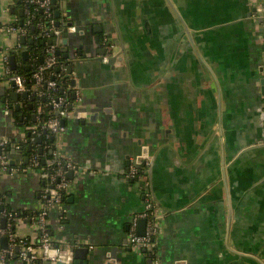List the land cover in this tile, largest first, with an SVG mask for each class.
Segmentation results:
<instances>
[{"label":"crops","instance_id":"crops-1","mask_svg":"<svg viewBox=\"0 0 264 264\" xmlns=\"http://www.w3.org/2000/svg\"><path fill=\"white\" fill-rule=\"evenodd\" d=\"M57 4L62 35L48 44L54 40L70 55V88L79 100L63 118L56 148L83 172L70 184L65 215L58 207L49 215L54 242L72 257L56 264H147L128 243L144 198L139 184L126 179L146 154L160 213L161 264H264V96L257 80L264 22L248 16L252 0ZM23 15L18 0H0V137L14 143L27 140L40 122L37 112L29 126L16 121L15 112L23 119L24 104L22 94L19 102L13 98L17 92L4 61L9 55L12 70L10 56L16 66L13 53L22 58L28 51L17 52L16 36L6 31ZM69 23L75 31L68 28L65 46ZM104 37L127 51L120 55L121 47L114 46V65L103 61ZM24 160L23 153L15 154L12 166ZM41 181L40 171L28 170L3 177L0 190L27 217L41 206ZM16 231L35 235L26 221ZM76 248L85 260L71 252ZM111 251L116 260L109 259Z\"/></svg>","mask_w":264,"mask_h":264},{"label":"built area","instance_id":"built-area-1","mask_svg":"<svg viewBox=\"0 0 264 264\" xmlns=\"http://www.w3.org/2000/svg\"><path fill=\"white\" fill-rule=\"evenodd\" d=\"M52 1L53 0H22L25 14L30 17L29 20L24 24H11L6 27V31L9 34L16 36L18 45L16 51L20 52L23 50V45L20 43L22 39H25L28 34V27L31 25L33 20L34 10L41 9L45 14V19L49 21V25L45 26L42 21L36 23V35L33 39H44L45 41L50 40L54 37H60L62 30L58 29L55 25V20L52 17ZM255 2L253 6L256 8V12L253 15V19L258 22H264V0H252ZM75 31V28H70ZM103 45L106 50V54L103 56L104 63H108L110 58L113 56V44L108 37H104ZM58 44H50L44 52V61L40 65L37 72L34 74V79L38 87H42L46 84L47 89L51 92H56L58 87V80H48L46 74L49 70L53 69L58 65ZM4 61L7 66V77L10 85L15 84L14 89L17 93L23 94L26 89L25 79L20 75L13 74V71L9 65V55L5 56ZM62 70H66L65 67L61 66ZM59 76L58 79H60ZM40 96L50 97L49 92L39 91ZM76 101L79 100V93L75 92ZM53 109L59 111V117L48 118L42 129L48 131L52 138L61 135L64 131V127L61 125V119L66 118L70 115V109H67L66 99L64 97L54 98L51 97ZM41 109L38 110V113ZM38 129H33V135L36 134ZM40 135V134H39ZM38 136V134H37ZM33 138L32 140H36ZM27 141V140H23ZM57 147V145H56ZM0 177L1 179L7 175L15 176L22 174L28 170L40 171V177L42 180L50 179L51 183L58 181L54 187H48L42 189L41 192V206L38 210L31 212L27 217H20L18 211L11 210L9 213H5L3 218H0V264H8L13 259L19 260L23 264H56L65 263L72 260V257L66 253L63 245H58L54 242L50 224L49 215L53 208L58 207L62 214L65 215V202L63 200V193L68 194L70 184L73 181H77L81 176L83 169L77 166L72 160H67L65 165L62 163L63 158H60L56 152V156L59 159L58 169L53 175H49L43 169H38L39 158L34 155L30 159L32 168H21L14 167L10 163L15 154L23 153L21 145L14 143L11 139L0 137ZM65 160V159H64ZM53 164L52 161H49ZM151 165V158L148 154L144 155L141 159L134 162L130 167L129 172L126 174V179L129 182H137L142 192L144 200V210L135 215L131 220L130 231L128 235V243L132 250L141 252L144 258L150 255V259L154 264H161V260L157 254V241L161 234V228L159 224L160 213L158 205L155 201L154 194L151 189L150 178L148 171ZM69 172H73L74 179L69 180L67 175ZM94 173V172H93ZM7 203L6 197H4ZM19 216V217H18ZM6 220L5 228L2 227L3 220ZM141 219L146 220L145 234H138L139 222ZM30 222L34 227L35 235L33 237L20 236L16 227L19 223ZM7 238V247H2L1 239ZM88 244V242H85ZM93 249V247H91Z\"/></svg>","mask_w":264,"mask_h":264},{"label":"trees","instance_id":"trees-1","mask_svg":"<svg viewBox=\"0 0 264 264\" xmlns=\"http://www.w3.org/2000/svg\"><path fill=\"white\" fill-rule=\"evenodd\" d=\"M21 6L22 0H18ZM58 4H54L52 1V17L55 20V25L58 29L63 30V24L60 23L59 17L57 16V12L59 10ZM23 9L24 6H23ZM33 12V20L31 25L28 27L27 31L28 34L26 36V45L23 47V49L27 48L29 51V58L28 60H22L20 58L19 54L13 53L16 58H18L16 68L12 69L13 74L20 75L25 79L26 84V91H28V99H25L22 95L21 101L24 104V108L22 109L23 119H21V116L18 112H15L14 115L16 116V121L18 123L24 124V125H30L31 121V114L32 112H37L41 109V112L39 113V129L36 134L33 135V133L30 131V136L28 137L27 141H21L19 144L21 145L23 155L25 157V160L21 164V168H32V165L30 163V159L37 155L39 158V166L38 169H43L46 173L49 175L55 174V172L58 169V161L59 159L56 156L57 148H56V141H52V137L50 136V133L48 131H45L42 129V126L44 122L50 118V117H59L57 114L58 111H55L50 104L51 97L59 98L64 97L66 99L67 109H70L72 105L76 102V96L75 92L70 88L71 87V75L68 71V61L67 59H64L61 54L58 56V65L54 67L53 69L49 70L46 74V78L49 80L57 79L58 80V87L56 89V92H51L47 89L46 84H44L42 87H38L37 83L34 79V74L37 72L41 63L40 59L44 58V52L45 49L50 45L48 44V40L45 41L44 39H33V36L36 35L38 31H36V23L39 21H42L45 26L49 25V21L45 19V14L41 9L34 10ZM30 17H28L25 14L23 15V23L25 24ZM20 24V23H19ZM33 39L34 43L31 44L29 41ZM27 46V47H26ZM59 51V47H58ZM62 67H65L66 70H62ZM59 76H61L60 79ZM39 91L43 92H49L50 97L48 96H40ZM32 105V109L30 111L29 106ZM63 119H61L62 121ZM37 134H40L42 137V140L40 143H38L37 139L32 140L33 138L37 137ZM29 147H31V150H29ZM27 159V161H26ZM49 161H52L53 164H50ZM66 160H62V163L65 165ZM1 182V177H0ZM135 182V181H134ZM58 181L56 180L54 183H51L50 179L42 180L41 185L42 189L48 188V187H54L56 186ZM4 197H6L7 200V194L3 193L0 190V208L3 207V210H0V218H3L4 212L9 213L13 209L5 202ZM68 195L67 193H63V200L64 202L67 200ZM20 216V214H19ZM18 216V217H19ZM51 230V229H50ZM150 255L146 258L148 260Z\"/></svg>","mask_w":264,"mask_h":264},{"label":"water","instance_id":"water-1","mask_svg":"<svg viewBox=\"0 0 264 264\" xmlns=\"http://www.w3.org/2000/svg\"><path fill=\"white\" fill-rule=\"evenodd\" d=\"M57 2H58V0H53V3L54 4H57ZM177 12V11H176ZM256 12V8L255 7H252L251 9L250 8H248V16L249 17H251L252 16V14L253 13H255ZM178 15V14H177ZM57 16L59 17L60 16V12H57ZM179 17H180V14L178 15ZM180 19H181V17H180ZM184 23V22H183ZM23 24V21H21V25ZM185 25V24H184ZM73 26V24L72 23H69L68 24V26H67V29H65L64 30V33H63V37H64V41H63V44L65 45V46H68V44H69V33H68V28H70V27H72ZM100 28V27H99ZM100 30H102V29H100ZM95 33H96V43L97 44H99L100 45V42H101V39H100V33L101 32H96V30H95ZM188 34H189V32H188ZM110 40H111V42H112V44H113V47L114 46H116V45H118V46H120L121 47V52H120V55H124V56H126L127 55V51H126V49H125V47H124V45H123V43L121 42H114L113 40H112V38L111 37H108ZM22 41V43L23 44H25L26 43V41H25V39H22L21 40ZM55 41L53 40V41H49V44H52V43H54ZM31 43H33V41L31 42ZM104 46V45H103ZM105 49V48H104ZM58 53L59 54H62L63 55V57L65 58V59H68L69 58V54H67V53H65V50H59L58 51ZM105 54H106V50H105ZM117 57L118 56H112L111 58H110V61H109V64H115V62L117 61ZM22 58H23V60H28V58H29V53H28V51H23L22 52ZM41 63L44 61V58L42 57L41 59ZM10 61H11V66H12V68L13 69H15L16 68V66H15V57L14 56H10ZM73 72V69H72V67H69V73H72ZM257 80H258V83L260 84V86H261V88H262V94H263V96H264V61H263V64H262V66H260L259 67V70H258V74H257ZM13 86H15V84H12ZM73 85L74 86H76V80H73ZM23 96H24V98L25 99H28V91H25L23 94H22ZM13 98H14V100L16 101V102H19V100H20V94H18V93H13ZM19 106H16V111H19ZM30 108L32 109V105H30ZM72 107H70V111H72ZM57 114L59 115V111L57 112ZM61 125H62V127H64L65 126V121L64 120H62L61 121ZM28 136H30V133L28 134ZM41 140L42 139H38V143H40L41 142ZM52 141H55V138H52ZM29 150H31V147H29ZM0 154H1V148H0ZM11 165L12 164H14V162H11L10 163ZM150 174H151V170L150 171H148V175H149V178H150ZM225 176H226V174H224ZM67 177H68V179L69 180H73L74 179V174H73V172H69L68 173V175H67ZM4 208L3 207H1L0 208V210H3ZM5 226H6V220L4 219L3 220V222H2V227L3 228H5ZM145 228H146V220L145 219H141L140 220V222H139V227H138V234L139 235H144L145 234ZM1 242H2V247H4V248H6L7 247V238L6 237H3L2 239H1ZM79 248H76V249H73V250H71V252H75L76 253V258L77 259H83V260H85L86 258L84 257V256H78L77 255V253L79 252ZM86 250H88V249H85V252H86ZM84 252V253H85ZM109 259L110 260H116L117 259V256H116V254L114 253V251H111V254H110V256H109ZM144 260L147 262V264H154V262L152 261V259H150V257L148 258V260H146V258H144ZM77 264V263H76ZM107 264H112L110 261L107 263ZM180 264H185V263H180Z\"/></svg>","mask_w":264,"mask_h":264},{"label":"rangeland","instance_id":"rangeland-1","mask_svg":"<svg viewBox=\"0 0 264 264\" xmlns=\"http://www.w3.org/2000/svg\"><path fill=\"white\" fill-rule=\"evenodd\" d=\"M252 3H253V4H255V2H254V1H252Z\"/></svg>","mask_w":264,"mask_h":264}]
</instances>
